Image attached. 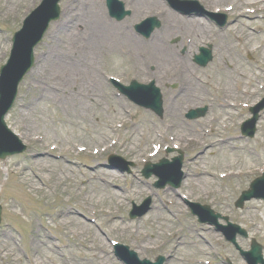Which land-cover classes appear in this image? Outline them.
<instances>
[{
    "label": "rangeland",
    "instance_id": "374dc122",
    "mask_svg": "<svg viewBox=\"0 0 264 264\" xmlns=\"http://www.w3.org/2000/svg\"><path fill=\"white\" fill-rule=\"evenodd\" d=\"M120 1L126 4L125 7H129L130 10L135 8L132 11V17L127 19L125 23L123 22L124 24L120 23L122 26L118 24L127 33L133 32V22L140 23L147 17H155L158 10L165 13L163 18H158L162 26L166 27L165 30L170 28V13L167 12V9L163 11V6L166 8L165 1L152 0L151 2L148 0L143 4L141 10L137 5L127 4L126 1L128 0ZM40 2L41 0H28L26 6H16L13 18L0 20V68L6 64L9 58L14 33L21 28L25 15L33 11ZM74 2L75 0H62L60 7L64 10L66 5ZM156 2L158 4L155 6L154 3ZM213 4H210V6ZM104 8L106 9V23L111 25L108 20L106 0H104ZM62 16L58 22L51 25L43 43L37 47L35 67L20 85L16 103L5 119L7 127L17 135V139L27 150L24 154L0 160V204L2 206L0 247L10 240L7 238H12L18 248L17 258H0V264H34V259L31 258L32 241L36 239L39 242H45L48 237L52 238L51 242H48L50 250L40 245V253L45 252V254L38 258V262L44 264H97L100 261L98 257L94 254L85 256L81 252L82 245L85 244L83 241L71 237L58 226L57 214L63 212L73 214L72 216L76 214L83 216L81 220H84L85 224L91 228L88 237H91L97 228L103 231L105 234L103 239L109 248V251L105 252L103 256L107 264H125L119 260L117 255L115 249L117 243L128 246L132 251L137 252L141 260L154 261L157 255L161 253L163 255L170 254L174 257L169 264H222L225 259H231L236 264H246L214 228L196 224L197 222L190 214L184 200L209 205L223 217H228L232 223L247 230L250 238L248 240L240 239L239 245L242 249L249 250L251 239H255L264 247V201L253 200L248 202L243 210L235 208V203L241 194L247 191L251 182L261 177L264 172V111L261 113L257 124L255 137L253 139L240 138L242 136V124L251 118L249 108L264 99V89L258 88L256 85L255 95L240 98L234 112L229 110V113L227 109H218L217 101L219 106H223L220 97L216 99L217 96H210V92L213 93L216 89L222 88L224 68L228 71H234V68L239 67L246 70L247 75L251 74L249 71H253L254 74L258 72L261 74L260 78L264 81V63L260 59V53H248L239 46L240 49L234 54V58L238 63H217L223 55L218 38H215L214 32L209 37L204 38V43L199 46L211 45L214 48L212 64L205 69L195 68L191 63H183L182 61L181 65L185 67L184 70H187V73L190 68L192 69V66L194 67L195 78L203 82V85H197L204 89L208 95L205 96L206 98L194 96V99L188 102L189 104H179L175 110L182 113L177 114L181 115V121L177 122L178 125L175 129L169 130L167 125L175 124L174 121H171V118L164 116L163 119H159L150 111L141 109L128 102L124 97L118 96L108 79L113 77L123 84H129L132 80L141 83V75L147 71L149 73L143 75L152 77L151 69L156 64L158 66L159 62H161V65L159 64L160 67L158 68L164 77V74L169 73L168 70L171 67L174 68V65L177 64L172 61L175 50H173L172 58L165 55L152 62L148 53L150 46L139 49L140 47L136 48L132 42L126 39L118 40L117 37L108 32L102 33L100 41L93 42L88 33V27H92V25H89L91 22L89 19H72L67 21L66 25H63ZM237 21L238 23L233 25V28L251 33L254 36L264 29V19H237ZM128 28H130V31H127ZM229 28L232 27L229 26L225 30H229ZM73 30H77V33L84 34L85 32L89 35V38L86 36V45L89 48H86L84 58L89 55L92 59L90 63H92L94 71L93 82L96 85L102 82L103 85L101 88L100 86L95 88L96 92L102 97L103 105L99 104L109 114L106 118L101 115L97 116L100 121L99 132H103L106 127L110 126L111 134L106 147H103L105 149L99 150V159L95 164L92 163L93 158H91L95 150L92 147L88 149L89 142L86 138H90L88 134L91 132H98L93 131L86 123L79 125V127L75 125L64 127L62 119L66 109L69 110L68 106H44L47 110V127L44 128V133L52 139L51 142L59 143L60 151L51 150V147L55 146L53 143L48 150L40 149L27 140L26 136L19 131L20 129L18 128V130L13 124L20 108L34 97L29 88L36 83V73L40 69L46 52L49 53L50 50L55 48V56L60 58L61 55H58L59 46L66 43L61 35L69 34ZM165 30L163 28L160 33ZM215 32H217V29H215ZM133 34L135 33L133 32ZM184 38L187 39L188 36L186 35ZM74 40L73 43L76 44L78 39ZM185 45L188 46L187 41H185ZM261 45L264 46V41H261L259 46ZM83 46L82 44L81 47ZM182 49L183 47L180 48L179 52L177 51L179 57H181L180 52ZM84 58H77L76 62L60 61V63L80 64L84 63L83 61L86 62ZM231 64H234V66H231ZM84 75L86 76V74ZM169 76L170 74H168ZM176 80L170 82L166 78L159 81L157 85L162 93L169 95L171 91H174L172 87L178 82ZM192 81L194 82V79ZM262 86H264V82ZM100 91L103 92V95L100 94ZM165 101L166 107L168 103L166 97ZM207 104L212 106H210L211 109L206 118L195 122L185 120L184 111ZM120 113L121 115L117 116ZM223 115L225 122L220 124ZM135 125L140 128V137L132 143L133 147H130L132 142L130 141V130ZM121 126L124 128L121 129ZM225 126L226 128H224ZM114 132L118 133L115 134ZM78 137L84 138V147H79ZM55 138H60V141L54 140ZM197 141L201 142L203 146L197 147ZM222 141H227L230 146L228 153H231L230 157L232 158L226 160V162L222 158ZM16 144L14 138L7 137L3 148L14 147L17 149L18 145L16 146ZM82 148L85 151H81ZM167 148H175L185 153V170L188 178L176 192L158 191L155 188L157 183L155 176L150 179H145L142 176V170L147 163L157 164L162 159L171 160L177 156L176 154L167 155L165 153ZM242 149L245 152L241 151ZM110 156L121 157L124 161L133 163L134 167L131 168V174H122L103 167L102 165L106 164V159ZM240 159L245 162V166L242 164V174L227 181L219 180V175L225 166H228V169H233L232 172H240L236 170L242 167L241 164H237ZM40 160H46L52 172L68 173L70 179L66 185L68 184L70 187L73 184L76 193L69 197L61 192V188H54L55 183L43 182L44 185H42L36 179L37 192L31 193L28 190L23 191L22 188H18L16 186V179L18 178L16 173H20V170H22L29 178L36 176L34 161ZM6 163L10 166L11 172L7 171ZM89 164L93 167L89 168L87 166ZM103 171L114 172L116 175L117 179L112 181L109 188L105 189L109 195H122L120 203H117L114 199L111 200L110 208L117 222L122 226L129 227L127 230L114 229L110 225L111 223L107 221L102 206L89 207V209L80 207L82 194L87 192L99 194L102 190L100 174ZM203 171L212 178L208 186H200V189L187 188L186 185ZM198 179L200 178L198 177ZM148 198H151L153 202L152 210L148 215L134 221L130 220L129 213L132 211L133 204L140 206ZM66 199L69 200L68 203L65 201ZM132 229L139 231L140 235L135 236Z\"/></svg>",
    "mask_w": 264,
    "mask_h": 264
},
{
    "label": "bare ground",
    "instance_id": "6f19581e",
    "mask_svg": "<svg viewBox=\"0 0 264 264\" xmlns=\"http://www.w3.org/2000/svg\"><path fill=\"white\" fill-rule=\"evenodd\" d=\"M150 1L152 2V0ZM27 2L28 0H0V20L13 18L16 12V6H26ZM154 4L157 5L156 3ZM253 4L263 6L264 0H258ZM249 5L251 4H246L247 7ZM215 8L216 7H214V10H218ZM62 15V19L64 20L63 25H66V22L72 19H89L91 21L89 25H92V27H88V33L92 37L91 39L93 42L100 41L102 33L108 32L111 33V35H113L114 37H117L116 39L118 40L126 39L132 42V44L136 48L140 47L139 49H141L142 47L146 46V43L136 39L129 33H126L122 28H119V26L110 22L109 23L111 25L106 23V9L104 8V0H75L74 3L66 5ZM178 16L173 14L172 19H170V21L172 22L171 37H177L182 31H187L190 34V46L188 49L189 58L192 55L194 56L199 43L203 42L204 38L209 37V35L213 34L211 25L212 22H210L209 20H204L202 18H187ZM86 36H88L89 38V35L87 33H77V30H73L66 35H61L66 43L59 46L58 55H61L60 58L55 56V48L53 50H50L49 53L46 52V56L42 61L40 69L36 73V83L34 86L29 88V91L34 95V97L29 100L27 104H24L20 108L16 116V120H13V124L17 129H20L18 130L21 131L26 136L27 140H29L32 144L37 145V147L42 150H48L50 149V146L53 142H51L52 139L44 133V128L47 127V110L46 108H44V106H68L69 110L66 109L62 119L64 127L74 125L79 127V125L86 123L93 131L98 132H91L90 134H88L90 138H86V140L89 142L88 149L92 147L93 150L97 151L96 153H93V156L91 157L93 158V162L96 163L99 159V150H104L105 148L103 147H106V144L109 140L111 127H106L105 130L101 133L98 130V128L100 127V121L97 116L101 115L102 117L106 118L109 116V114L106 113V111L102 108V97L98 92H96L95 89L99 86L101 88L103 85L102 82L99 85H96L93 82L92 76L94 74V71L92 69V63H90L92 59L89 57V55L84 58V52L86 51V48H89V46L86 45ZM215 37L218 38L220 42V48L223 54L219 58L217 63H238V61L234 58V54L238 51V49H240L239 46H241L242 50L247 51L248 53H260V59L264 63V47H258L261 41H264V31L254 36L251 33L238 31L232 27L226 32H217ZM76 38L78 39L79 43L77 42L76 44H74V39ZM79 38L81 39L80 41ZM82 44L84 45L83 47H81ZM149 54L151 56L149 59L154 60L160 59V57H164L165 55L168 58H172L173 52L167 46V42L159 37L157 41L153 43L151 42ZM77 58H84L86 59V62L83 61L84 63L80 64L60 63V61L76 62ZM173 63H181V61L179 58L174 56ZM231 66H234V64H231ZM179 70L180 68L177 67L178 72ZM249 72L251 74L247 75V71L239 67L234 68V71H228L224 68V84H222L221 89H216L213 93L210 92V96L220 97L223 101V109L234 110L240 98H248L255 95L256 85L258 88L264 89V86H262V83L264 81L260 78L261 74L258 72L254 74L252 73L253 71ZM84 74H86V76ZM188 81L189 78L186 77V82ZM189 84V97L195 96L202 98L208 95V93L204 89H202L199 85H196V81H190ZM100 94L103 95V92L100 91ZM99 103H101L102 105ZM120 115L121 113L117 114V116ZM130 132V141H132L130 143V147H133L132 143L136 142L140 137V128L137 126H132ZM114 133L117 134L118 132ZM54 140L60 141V138H55ZM78 140L80 143L79 147H84V138L78 137ZM73 142L75 143L74 140ZM53 144H55V146H52L51 150L60 151L59 143ZM196 146L200 148L203 145L201 142L197 141ZM226 149H228V147L224 148V150ZM242 151L245 152L243 149ZM222 158L223 160H227L228 158H230V156L226 153H223ZM34 162L36 176L34 175L32 176V178H29V176L26 173L22 172V170H20V173H16L18 177H16V186L18 188H22L23 191L28 190V192L35 193L38 189V184L37 182H35L36 179V181L40 182L42 185H44L43 182L55 183L54 188H61V192L69 197L76 193L73 184H71L70 187L68 186V184L66 185V183L70 179L67 171V174H65L64 172L58 173L50 171V165L46 162V160ZM239 164H241V166L242 164L245 166V162H242L241 159L239 160ZM5 167L8 172H11V168L8 163L5 164ZM224 170L227 171L228 166L223 167L222 172ZM203 172L204 173L199 177L200 179H194L192 182L186 185L187 188L192 187L200 189V186H208L209 181H211L212 179L208 178L205 171ZM234 174L235 173H230L228 174V176L233 177ZM228 176H223V178L226 179V177ZM101 179L103 185L106 188H109L111 182L116 180L117 178L113 172L103 171L101 172ZM121 197V194L109 195L106 189L103 188L102 190H100L99 194L93 192L82 194L80 207L89 209V207L93 208L94 206H102L104 208L106 218L111 221L112 219L114 220V215L112 213V209L110 208V202L114 199L115 201H117V203H120ZM65 201L68 203L69 200L66 199ZM72 215L73 214H69L66 212L57 214V220L59 221L58 226L62 228L66 232V234L85 243L84 245H82L83 249L81 251L85 256L94 254V256L100 259L97 264H107L105 258L103 257L104 253L109 251L108 245L103 239V237L105 238V234L97 228L96 231L93 232V235L91 237H88V233L91 231V228H89L87 224H85L84 220H81L83 219L81 215ZM112 227H114V229L120 230L129 229V227L122 226L121 224L116 222L112 223ZM132 230L135 236L138 237L140 235V232L136 229ZM7 239L10 240L6 241V244L1 245L0 247V258H17L18 248L14 240L12 238ZM32 242L31 258L34 259V264H44L43 262H38V258L40 256L42 257L45 254V252L40 253L39 246H45L48 250V242H51V239L46 238L45 242H39L34 239Z\"/></svg>",
    "mask_w": 264,
    "mask_h": 264
},
{
    "label": "water",
    "instance_id": "95a60500",
    "mask_svg": "<svg viewBox=\"0 0 264 264\" xmlns=\"http://www.w3.org/2000/svg\"><path fill=\"white\" fill-rule=\"evenodd\" d=\"M60 0H45L44 4L39 8V13H37V18H34L27 29L24 32H21L17 38L15 39L14 52L11 60L9 61L8 69L12 71L14 65L19 63V69H17V73H15V79L12 80V84L6 87L4 90L1 89V107H0V131L5 129L4 117L7 112L13 106L17 95V89L20 82L23 80L25 74L31 69L33 65V49L34 47L41 41L44 33L47 31L49 23L59 16L58 3ZM116 3V0H108L109 6L113 7ZM58 16V17H57ZM121 19L123 17H120ZM29 39V41H27ZM27 41V44H26ZM7 67L3 69V75L0 80L1 88L6 86L5 80L7 76L5 75ZM154 100L157 104V92L154 94ZM255 119L249 123L252 126V130L249 135H254V126L258 119L259 109L255 110ZM25 148L22 147L19 151H15L14 153H9V155L17 154L24 152ZM6 155H1L2 158H5ZM149 176V175H148ZM182 178L178 179L177 186L180 185ZM250 197V196H249ZM246 197V198H249ZM0 216H1V207H0ZM256 254V263L261 261V256L259 255V251L255 252Z\"/></svg>",
    "mask_w": 264,
    "mask_h": 264
}]
</instances>
